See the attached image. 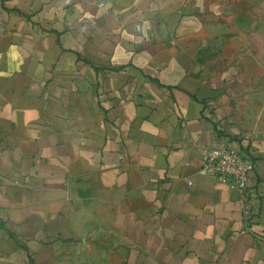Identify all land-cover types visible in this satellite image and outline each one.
<instances>
[{
  "label": "crops",
  "instance_id": "1",
  "mask_svg": "<svg viewBox=\"0 0 264 264\" xmlns=\"http://www.w3.org/2000/svg\"><path fill=\"white\" fill-rule=\"evenodd\" d=\"M0 264H264V0H0Z\"/></svg>",
  "mask_w": 264,
  "mask_h": 264
},
{
  "label": "built area",
  "instance_id": "2",
  "mask_svg": "<svg viewBox=\"0 0 264 264\" xmlns=\"http://www.w3.org/2000/svg\"><path fill=\"white\" fill-rule=\"evenodd\" d=\"M202 159L201 173L226 181L238 190L245 213L251 215L249 180L255 170V163L234 146L205 148Z\"/></svg>",
  "mask_w": 264,
  "mask_h": 264
}]
</instances>
